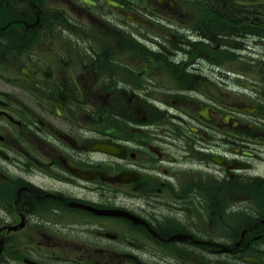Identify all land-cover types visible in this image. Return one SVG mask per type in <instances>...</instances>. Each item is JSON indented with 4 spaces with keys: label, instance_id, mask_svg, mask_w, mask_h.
Returning <instances> with one entry per match:
<instances>
[{
    "label": "flooded vegetation",
    "instance_id": "1",
    "mask_svg": "<svg viewBox=\"0 0 264 264\" xmlns=\"http://www.w3.org/2000/svg\"><path fill=\"white\" fill-rule=\"evenodd\" d=\"M0 264H264V0H0Z\"/></svg>",
    "mask_w": 264,
    "mask_h": 264
}]
</instances>
